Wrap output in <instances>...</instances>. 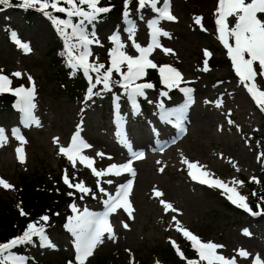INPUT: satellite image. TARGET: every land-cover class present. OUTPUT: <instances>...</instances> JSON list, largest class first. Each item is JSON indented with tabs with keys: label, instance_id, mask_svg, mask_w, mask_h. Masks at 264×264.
<instances>
[{
	"label": "rangeland",
	"instance_id": "obj_1",
	"mask_svg": "<svg viewBox=\"0 0 264 264\" xmlns=\"http://www.w3.org/2000/svg\"><path fill=\"white\" fill-rule=\"evenodd\" d=\"M109 1L111 4H108ZM217 4L218 0H171V12L177 19L161 20L159 26L171 34V38L160 37V43L173 51L166 54L161 48H155L149 58L158 65L154 70L159 76V66L170 65L181 73L182 81L178 88L168 89L161 83L160 76L159 83H152L154 88L146 90L147 99L138 98L141 106L135 114L121 88L119 93L111 91L110 99L102 100L97 96L85 99L81 104L59 93L58 87L61 86L52 74L53 68L45 51L51 44L65 48V37L39 11L34 10L31 20L25 22L19 9L8 7L0 10V73L9 76L12 88L21 85L34 88L33 115L40 121L39 126L29 124L26 127L19 121L13 104L1 113L0 127L5 129L8 141L0 146V178L13 184L21 172L30 173L33 169L43 168L49 174L57 175L59 172L64 183L63 176L67 174L72 183L83 182L96 194L95 197L85 195L83 199L75 198L70 204L75 203L80 210L86 207L97 213L105 211L102 200L107 198L99 193L98 181L113 194L123 179L133 180L129 199L135 209V219H129L123 209L111 213L108 219L113 226L115 239H109L105 234L103 243L97 245L85 264H93L101 256L104 257L103 264H156L157 261L168 264L161 263L163 260L157 251L166 244L173 245V241L181 250H184V241L194 253L192 256L183 255L181 264H187L190 259L197 264H206L199 260L191 241L176 230L173 216H176L181 227L190 230L201 241L223 245L216 251L226 257L235 256L236 264H252L258 254L264 264V216H251L233 205L223 189L193 180L188 174L187 164L182 162L186 159L197 163L200 166L195 170L197 175L201 170L208 173L202 179H221L247 198L252 191L259 189L258 183L253 182L251 177L255 176L259 181L262 177L264 157L260 160L257 157L264 153V111L260 110L232 68L228 65L227 68L212 66L210 60L206 64L205 59L200 57L205 55V50L213 55H228L218 38L217 28L207 22L213 19ZM99 6H108L111 10L95 22L100 44L89 46L92 53L89 61L105 64L107 60L106 65L109 66V34L113 31L120 34L126 45L125 51L138 55L131 46L128 33L124 31L128 25L122 15L123 0H100ZM130 9V19L137 26L136 42L146 46L150 42L147 20L154 18L156 13L150 9L137 12L136 0H133ZM114 12L117 13L116 17ZM141 16L144 18L141 19ZM196 16L202 18L200 24L195 23ZM6 22L13 27L11 33L15 31L22 42L30 44L29 53L18 48L11 39V33L5 37L3 31ZM234 24L235 17H229V28ZM88 27L91 31L92 26ZM68 31L70 33L71 30ZM73 42L74 38L69 37L67 43L70 45ZM73 53L78 54V50H73ZM14 72L22 75L12 76ZM28 76L32 77L31 82ZM137 82L149 81L143 77ZM183 84L192 87L194 102L186 106L183 127L178 129L174 123L168 124L160 119L158 112L162 110L158 104L163 101L165 108L171 109H177V103L182 106L180 88ZM257 84L264 90V78L258 77ZM162 91L167 92L168 96H162ZM114 96L117 97L115 101ZM218 100L222 101L219 107L216 106ZM229 120L233 123L229 124ZM78 126L81 138L91 145L82 154L90 157L98 170L106 169L112 163L121 164L130 158L127 148L119 143V133L124 132L133 144V150L145 154L143 159L133 162L136 175L133 177L122 173L119 176L109 174L96 177L86 167L87 162L81 163L78 159L73 166L72 161L59 152V147L71 144ZM13 128L19 129L26 140L22 145L23 163L17 159L15 149L21 144L11 135ZM54 137L59 138V144L53 143ZM160 168L164 171L161 172ZM108 179H112L113 184L105 183ZM235 180L243 181V184H234ZM154 189L162 191L163 197H155ZM10 191L0 186V195ZM161 198L172 203L179 211L169 210L165 213L159 203ZM225 202H230L235 208L226 209ZM71 215L73 211L70 208L60 222L47 224L46 232L57 248H40L37 241L34 247L23 253L33 258L29 264H68L69 261L75 264L74 238L64 227L67 217ZM122 221L129 224L128 229L122 227ZM245 228L251 233L250 236L243 234ZM241 248L252 256L247 259L239 257L237 250Z\"/></svg>",
	"mask_w": 264,
	"mask_h": 264
},
{
	"label": "snow or ice",
	"instance_id": "obj_2",
	"mask_svg": "<svg viewBox=\"0 0 264 264\" xmlns=\"http://www.w3.org/2000/svg\"><path fill=\"white\" fill-rule=\"evenodd\" d=\"M99 3L100 0H20V3L13 5L11 0H0V6H2L0 10L15 6L41 12L44 17H47L51 21L57 32L65 37V48L68 50V63L70 67L74 71L82 70L84 76L89 81L88 95H86L85 99H91L92 97L101 95L105 91H111L113 86L118 85L123 90V94L127 97L135 114L139 107L138 98L147 99L146 90L154 88V85L150 82H137L145 77L148 69H156L158 67L149 58V55L155 48H161L166 54L173 51L170 48L163 47L160 43V37L171 38V34L159 26V21H176L177 17L171 12V0H162V4L161 0H136L137 12L141 9H150L151 12L156 13L154 18L147 20V26L150 30V42L146 46H142L136 42L135 34L137 26L135 21L130 19V5L133 3V0H123L122 15L128 25L124 31L128 33L131 46L138 55H131L125 51V43L122 42L120 34L115 32L109 37V40L113 43V47L109 49L108 53L109 66L105 67L104 63L89 61V57L92 55L89 46L100 44V41L96 37L95 22H98L102 14L108 13L111 10L108 6H99ZM158 5L161 6L158 7ZM55 13L64 14V18L55 15ZM216 17L218 38L227 49V54L231 59L236 75L257 103L260 110L264 111V90H261L257 84L258 77L264 78V0H218ZM229 17H235V24L231 28L228 26ZM73 18H76L75 21ZM143 18L141 16V19ZM201 19L200 16L194 17L196 24H200ZM89 25L92 26L91 31H89ZM69 29L71 30L70 33ZM69 37L74 38V42L70 45L67 43ZM11 39L24 53L31 51L30 44L22 42L15 31L11 33ZM229 40L232 42L230 43ZM73 50H78V54H74ZM208 55L210 53L205 50V56ZM255 65H258V70ZM159 73L161 83L168 89L179 87L182 76L176 68L170 65H162L159 66ZM114 74L119 78L115 79ZM21 75L22 73L20 72L12 73V76L15 77H20ZM28 80L31 82L32 77L28 76ZM11 84L12 81L9 76L0 73V93L14 92L18 98L17 106L21 107L24 114L23 123L25 126L27 127L29 124L39 126L40 121L32 113V109L35 107L33 103L34 88H26L23 85L12 88L10 87ZM97 85H102V88L99 91H94ZM180 91L188 97L186 103L190 102V94L193 89L180 88ZM161 95L166 97L168 93L162 91ZM116 99L117 97L114 96V101ZM148 102L152 103L151 100ZM221 103L222 101H216V106L219 107ZM158 107L162 110L160 112V119L162 121L168 124L174 123L176 128L182 129L186 106L180 109L165 108L163 101H161ZM228 123L232 124L233 121L229 120ZM154 131L156 130L154 129ZM11 135L17 138L21 144L15 151L17 159L23 163L25 157L22 145L26 143L25 137L20 134L17 128L11 130ZM7 141L8 136L5 129L0 127V146H3ZM53 143L59 144V138L54 137ZM119 143L127 148L130 158L125 163H112L106 169L100 170L93 166L94 161L90 157L82 154V151L90 148L91 145L81 138L79 126L76 133L72 136L71 144L68 147L60 146L59 152L66 155L68 160L72 161L73 166H75L77 159L81 163L87 162L86 167L90 168L96 177H104L109 174L119 176L122 173H128L134 177L136 171L133 167V162L143 159L145 154L142 151L133 150V144L124 132L119 133ZM97 155L103 156L104 153H97ZM261 157H264V153H260L257 159L260 160ZM182 162L187 164L189 169L188 174L193 180H199L201 184H208L211 187L223 189L224 193L228 194L227 199L233 205L243 209L251 216H264V207H261V204H264V197H261V203H258L256 210H253L247 202L248 198L240 194L235 187H230L218 178L211 180L202 179L201 177H207L208 173L201 170L199 171V175H197L195 170L200 168L197 163L186 159ZM157 163L159 164L160 161H157ZM159 170L161 172L164 171L163 168ZM237 171H239L238 168ZM63 180L70 188L78 190L82 194L80 199H83L85 195L96 196L92 192V189L85 186L83 182L72 183L67 174L63 176ZM251 180L259 182L255 176L251 177ZM105 183L111 185L113 184V180L108 179ZM233 183L242 185L243 181L235 180ZM132 185L133 180L129 179L126 183L117 185L115 194H111L98 181L97 189L99 193L102 197H107L102 200L105 205V211L102 213L92 212L86 207L80 210L75 203L69 205L73 211V215L67 217L64 227L71 232L74 238L75 264H85L93 255L97 245L103 243L102 238L105 234H107L109 239H115L113 226L108 219L111 213H115L118 209H123L129 219H135V209L129 199ZM0 186L4 189L14 188L11 183L3 178H0ZM153 194L157 198L164 195L162 191L156 189L153 190ZM68 195L73 196L74 193L69 192ZM252 195H256V193L253 192ZM159 203L163 206L165 213L169 212V210L173 212L179 211L173 207L172 203L165 199L161 198ZM20 214L22 216L28 215L22 209L20 210ZM56 215H59V213H56ZM172 220L176 222V230L191 241V245L196 250L200 261H204L206 264H236L235 256L228 258L216 251L223 248V245L211 241L203 242L190 230L181 227L176 216H173ZM49 221L50 217L48 215H42L39 221L29 222L21 235L10 238L6 242H0V264H29V261L33 258L22 254L17 249L18 246L32 245L36 241H38L40 248L56 249L57 246L51 241L46 232V226ZM121 224L124 229L129 228L128 223L122 221ZM242 232L246 236L251 235L247 228L243 229ZM172 243L175 245L174 241ZM176 250L180 253L179 248ZM237 254L244 259H247L251 255L250 252L243 248L237 250ZM180 255L183 256V253H180ZM68 264H72V261H69ZM156 264H159V261ZM187 264H197V262L190 259L187 261ZM252 264H262L259 254L253 258Z\"/></svg>",
	"mask_w": 264,
	"mask_h": 264
},
{
	"label": "trees",
	"instance_id": "obj_3",
	"mask_svg": "<svg viewBox=\"0 0 264 264\" xmlns=\"http://www.w3.org/2000/svg\"><path fill=\"white\" fill-rule=\"evenodd\" d=\"M108 2V0H106ZM13 5L20 3L19 0H11ZM2 7V6H0ZM14 8H20L15 7ZM22 11V17L25 22H29L33 16L34 9L20 8ZM116 17L117 13H113ZM208 24L214 27L213 20H208ZM5 35H8L11 27L9 24L5 26ZM4 35V36H5ZM5 36V37H6ZM46 54L48 57L49 65L53 68V76L59 82L61 87L59 93H63L72 100L73 102H79L82 100V95L85 92L86 87L89 85V81L84 76L82 70L74 71L68 63V54L64 48L58 49L55 44H51L46 49ZM203 58V56H200ZM206 62L210 60L212 66H224L231 65V59L228 55L222 56L213 55L212 53L208 56H204ZM94 77V74H93ZM114 78L117 79L118 76L114 74ZM148 79L156 80V75L153 70H148ZM102 85H97L94 91H99ZM115 88V86H113ZM106 92V91H105ZM106 94V93H105ZM12 97L6 93H0V115L2 112H6L11 105ZM262 134L264 137V124L262 125ZM262 177L258 182L259 189L256 195L249 194L250 206L253 210L256 209V204L261 203V197H264V166L261 169ZM58 174H49L44 169H33L30 173H23L17 175L13 182L14 188L6 195H0V242H6L10 238L21 235L23 230L26 228L29 222L39 221L42 215H48L50 221L48 223L60 222L65 213L68 212L66 203L71 198L80 197L77 191L69 188L65 185ZM251 186V184H249ZM252 189H250L251 191ZM73 191L74 195L69 196L68 193ZM65 205V206H64ZM226 209L232 210L233 208L224 203ZM264 207V204H261ZM23 210L28 215L22 216L20 210ZM59 213V215H56ZM41 223H43L41 221ZM35 240V238H34ZM37 241L32 245L18 246V251L26 252L30 247H34ZM158 254L161 256L163 262L168 264H181V260L178 259L171 247L166 244L158 248ZM184 252L189 253L187 247L184 246ZM103 256L97 257L93 264H103ZM62 264H64L62 262Z\"/></svg>",
	"mask_w": 264,
	"mask_h": 264
},
{
	"label": "bare ground",
	"instance_id": "obj_4",
	"mask_svg": "<svg viewBox=\"0 0 264 264\" xmlns=\"http://www.w3.org/2000/svg\"><path fill=\"white\" fill-rule=\"evenodd\" d=\"M252 256V255H251Z\"/></svg>",
	"mask_w": 264,
	"mask_h": 264
}]
</instances>
